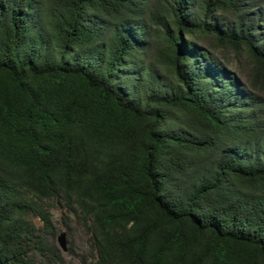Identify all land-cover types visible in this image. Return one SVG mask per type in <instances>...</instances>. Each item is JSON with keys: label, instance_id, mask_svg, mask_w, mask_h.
Masks as SVG:
<instances>
[{"label": "trees", "instance_id": "obj_1", "mask_svg": "<svg viewBox=\"0 0 264 264\" xmlns=\"http://www.w3.org/2000/svg\"><path fill=\"white\" fill-rule=\"evenodd\" d=\"M53 210L88 264H264V0H0V264L64 263Z\"/></svg>", "mask_w": 264, "mask_h": 264}, {"label": "rangeland", "instance_id": "obj_2", "mask_svg": "<svg viewBox=\"0 0 264 264\" xmlns=\"http://www.w3.org/2000/svg\"><path fill=\"white\" fill-rule=\"evenodd\" d=\"M234 67L235 65L231 66L233 69ZM52 214L55 226L58 229L57 236L62 232L66 233L67 250L65 252L59 247L57 237L55 239V245L64 258L63 264H88L85 260L88 250L86 238L78 231L74 222H71L68 219H61V211L53 210ZM68 248H71V254H69Z\"/></svg>", "mask_w": 264, "mask_h": 264}, {"label": "water", "instance_id": "obj_3", "mask_svg": "<svg viewBox=\"0 0 264 264\" xmlns=\"http://www.w3.org/2000/svg\"><path fill=\"white\" fill-rule=\"evenodd\" d=\"M57 242L63 252L67 250L66 246V233L62 232L57 236Z\"/></svg>", "mask_w": 264, "mask_h": 264}]
</instances>
